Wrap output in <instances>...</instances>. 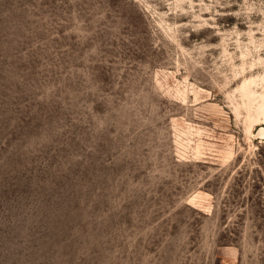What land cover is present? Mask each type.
<instances>
[{"label": "rangeland", "instance_id": "1", "mask_svg": "<svg viewBox=\"0 0 264 264\" xmlns=\"http://www.w3.org/2000/svg\"><path fill=\"white\" fill-rule=\"evenodd\" d=\"M249 80L264 0H0V264H264Z\"/></svg>", "mask_w": 264, "mask_h": 264}, {"label": "bare ground", "instance_id": "2", "mask_svg": "<svg viewBox=\"0 0 264 264\" xmlns=\"http://www.w3.org/2000/svg\"><path fill=\"white\" fill-rule=\"evenodd\" d=\"M254 83L255 82L253 80L245 81L242 85V92L243 95L248 98V100L253 101V103L255 104L254 101L259 97H256V91L251 89V85H255ZM258 101H256L258 102V105L256 106L255 113L254 115H252V125H264V95H261ZM248 102L246 104H248Z\"/></svg>", "mask_w": 264, "mask_h": 264}]
</instances>
